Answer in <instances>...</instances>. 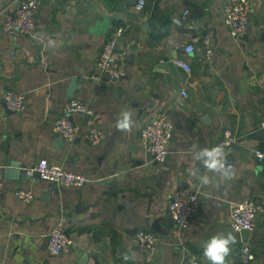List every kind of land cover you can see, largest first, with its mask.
I'll return each instance as SVG.
<instances>
[{"label":"crops","instance_id":"1","mask_svg":"<svg viewBox=\"0 0 264 264\" xmlns=\"http://www.w3.org/2000/svg\"><path fill=\"white\" fill-rule=\"evenodd\" d=\"M17 1L0 0V264H208L202 242L227 232L236 242L226 264H241L243 242L256 253L251 264H264V212L246 241L229 215L233 201L252 197L264 203V157L256 154L264 152V140L251 136L264 121V0H251V21L241 38L230 35L225 20L229 0H145L142 8L138 0L126 6L124 18L116 16V0H43L32 35L14 37L2 26ZM120 27L124 75L111 81L97 60ZM205 34L214 47L210 59L202 46ZM191 42L195 49L187 53ZM8 90L25 92V110L4 106ZM73 98L94 111L89 119L75 114L74 121L104 130L102 142L69 143L56 131L55 120ZM166 109L175 129L166 160L157 162L140 128ZM122 110L133 113L130 133L115 127ZM226 128L243 138L229 160L236 175L219 188L202 186L189 171H206L194 160L193 145L210 148ZM6 158L29 169L47 158L90 180L46 195L51 183L45 180L6 179ZM18 188L33 189L35 198L22 202ZM194 189L201 191V213L180 228L168 202ZM58 224L74 243L51 256L48 236ZM140 228L160 237L151 263L137 244Z\"/></svg>","mask_w":264,"mask_h":264},{"label":"built area","instance_id":"2","mask_svg":"<svg viewBox=\"0 0 264 264\" xmlns=\"http://www.w3.org/2000/svg\"><path fill=\"white\" fill-rule=\"evenodd\" d=\"M43 0H21L15 3L14 15L8 14L3 22V30L11 36H31L37 25V14ZM145 0H140L139 7L142 8ZM226 23L230 28V35L233 38L243 37L248 30L252 3L251 0H229L223 6ZM188 11V10H187ZM187 13V12H186ZM125 28L120 27L105 42L102 52L97 60L98 69L102 74H106L109 80L116 81L124 75L122 60L124 52L118 51L119 37L124 33ZM202 46L205 57L210 59L214 53L211 35L205 34L202 38ZM195 49L194 42L185 46L187 53ZM175 62L190 72L191 67L183 59H176ZM182 96H188L186 88L181 90ZM4 100L8 107L14 111H23L26 108L25 92L8 90L4 95ZM75 114L93 116V109L81 99H70L63 108V114L55 120V128L67 142L73 143L78 139L85 140L92 144H98L106 138V132L97 126L84 128L71 117ZM261 129L264 130V121ZM175 123L170 113L166 110L159 111L156 116L146 125L140 128V136L147 152L154 156L157 162L166 160L169 152V144L173 137ZM243 138L238 136L231 128H226L223 137L211 147L224 145L226 159L229 158L234 147ZM210 147V148H211ZM259 158L264 157V152L256 150ZM30 171L40 173L42 180L59 187H81L85 185L90 177L87 174L76 172L65 166L51 164L47 158H41ZM3 181L0 180V192L3 189ZM16 196L24 203L31 202L35 198L33 189L18 188ZM201 191L194 189L190 192L175 194L168 202V213L175 220L180 228L187 227L189 221L196 217L201 210ZM230 221L232 228L241 232L243 229L253 230L256 225V218L264 212V203L257 198H244L240 201L230 203ZM63 224H58L49 233V253L54 256L69 251L73 246V239L66 233ZM137 244L144 255L146 262L151 263L156 260L159 252L160 237L150 229L140 228L137 232ZM185 247L182 248L184 250ZM187 259V258H186ZM256 259V253L248 242H243L240 247L241 264H251ZM192 264H198L193 260Z\"/></svg>","mask_w":264,"mask_h":264},{"label":"clouds","instance_id":"3","mask_svg":"<svg viewBox=\"0 0 264 264\" xmlns=\"http://www.w3.org/2000/svg\"><path fill=\"white\" fill-rule=\"evenodd\" d=\"M134 123L133 113L129 110H122L115 127L118 131L130 133ZM224 148V145H216L211 148H197L196 145H193V158L200 161L206 171L204 173H200L199 169H190L189 171L198 176L202 186L219 188L236 175L234 166L226 159ZM235 242L236 237L232 232L216 233L203 241L201 246L208 264H226L227 257L232 251L231 246ZM129 258L127 255L124 257L125 260Z\"/></svg>","mask_w":264,"mask_h":264},{"label":"water","instance_id":"4","mask_svg":"<svg viewBox=\"0 0 264 264\" xmlns=\"http://www.w3.org/2000/svg\"><path fill=\"white\" fill-rule=\"evenodd\" d=\"M21 0H19L20 2ZM138 0H116V8H117V12L118 14H116L117 17L120 18H124L123 16V12L124 9L126 8L127 5H135L137 3ZM16 13V10H13L12 12H10L11 15H14ZM78 81V78L75 77L73 80V85L74 83ZM5 107H8L7 103L5 102ZM74 116L71 117V119H73ZM87 119H89V115L86 116ZM252 137L257 138L258 140H264V130L263 129H258L256 131H254L251 134ZM73 159V155L71 156V160ZM230 160V158H229ZM229 162V161H228ZM3 166H4V172H5V178L6 179H10V180H23V181H36L38 183L42 182V178L39 172L37 171H30L29 168L27 166H25L23 163L17 161V160H13V159H9L6 158L3 160ZM60 187L57 184H51L48 187L44 188V192L47 194L57 191L59 190ZM158 223V219L155 221L154 224V228L158 229L157 226ZM241 235L244 241H246L250 235H251V230L249 229H243L241 230Z\"/></svg>","mask_w":264,"mask_h":264}]
</instances>
